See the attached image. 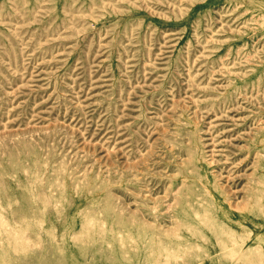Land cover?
<instances>
[{
	"label": "rangeland",
	"instance_id": "1",
	"mask_svg": "<svg viewBox=\"0 0 264 264\" xmlns=\"http://www.w3.org/2000/svg\"><path fill=\"white\" fill-rule=\"evenodd\" d=\"M0 264H264V0H0Z\"/></svg>",
	"mask_w": 264,
	"mask_h": 264
}]
</instances>
